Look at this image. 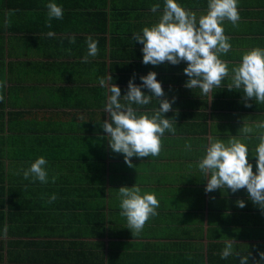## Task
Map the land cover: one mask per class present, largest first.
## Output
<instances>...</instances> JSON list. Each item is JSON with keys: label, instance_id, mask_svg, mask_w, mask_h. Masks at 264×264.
Masks as SVG:
<instances>
[{"label": "crops", "instance_id": "crops-1", "mask_svg": "<svg viewBox=\"0 0 264 264\" xmlns=\"http://www.w3.org/2000/svg\"><path fill=\"white\" fill-rule=\"evenodd\" d=\"M177 2L197 18L207 12L208 0ZM48 3L64 13L51 28ZM153 4L161 5L156 13ZM163 7L164 0H0V80L6 81L0 102V233L8 227L7 237L0 236V264H239L235 255L221 259L227 239L236 241L241 256L250 253L249 264H264V211L246 190L205 193L207 180L195 166L210 136L227 140L245 119L264 120V104L229 91L227 79L207 96L185 88L184 62L144 65L143 45L133 35L158 23ZM9 11L14 14L6 26ZM239 13L238 27L223 25L232 49L221 58L229 68L244 52L264 48V0H239ZM49 31L55 36L49 38ZM89 36L99 42V53L84 63ZM149 72L157 73L167 98H175L165 118L176 120V133L165 132L159 157H133L129 167L109 147L104 108L112 85L121 89L123 103L129 80L141 85ZM133 107L151 115L159 105L153 98ZM247 143L254 149L258 142ZM41 156L47 160L46 185L23 178L22 170ZM249 162L255 172L251 151ZM135 184L142 194L155 193L160 207L133 237L120 215L118 189ZM52 194L57 199L49 204ZM237 200L246 206L239 208Z\"/></svg>", "mask_w": 264, "mask_h": 264}, {"label": "clouds", "instance_id": "clouds-1", "mask_svg": "<svg viewBox=\"0 0 264 264\" xmlns=\"http://www.w3.org/2000/svg\"><path fill=\"white\" fill-rule=\"evenodd\" d=\"M46 26L51 28L53 19H63V9L56 3H48ZM161 8L160 4H153L150 10L156 13ZM14 11L6 14L5 25L11 24L10 17ZM230 22L233 27H238L240 21L239 0H208L207 12L197 18V14L181 6L177 0H164L162 15L158 23L151 27H144L141 34H134L133 39L142 44V63L144 65L159 66L165 63L173 66L181 62L187 64L183 69L189 78L184 87L187 89L201 90L204 96L209 95L214 89L226 87L229 91L243 93L244 101L252 100L256 104H264V48L255 47L242 54L241 62L229 68L227 61L221 57L227 55L232 45L230 37L225 35L224 22ZM49 38L55 33L49 31ZM69 43H75V36L68 37ZM98 41L91 36L87 37V53L82 62H89V57H96L99 53ZM71 51L70 49L68 50ZM111 75L108 80H111ZM135 77L129 80L126 95L121 102V89L115 84L109 88L110 95L104 111L107 119L103 121L102 130L107 134L109 147L112 152L122 154L124 162L129 167L133 157L148 158L159 157L163 150V137L165 132L175 135L176 126L174 118L166 119L165 114L173 111L171 101L165 95L162 84L157 80L156 72H149L140 77L141 85L134 83ZM100 85L105 86L104 78ZM6 81L0 80V102L4 101L2 94ZM142 89H147L151 95H146ZM155 98L159 107L152 114L141 113L136 106H147ZM245 107L252 104L245 103ZM253 138L258 142L254 149H250L247 142ZM191 142L185 144V149L191 150ZM255 158L256 171L249 162V152ZM254 153V154H253ZM47 160L41 156L23 171V178L32 183H49L46 170ZM196 168L207 180L205 193L216 190H230L233 194L246 190L248 199L264 211V120L251 123L243 121V127L236 136L229 135L228 139L208 138L205 154L196 163ZM189 168L193 165L189 164ZM19 175V173H17ZM57 177L51 178V183ZM120 198V215L126 219L127 229L133 237L139 236L146 223L157 216L160 201L155 193L144 192L135 186L129 188L122 186L118 189ZM43 199V196L41 197ZM57 199L52 194L47 203L51 204ZM214 199V197H213ZM236 205L244 208L245 202L237 200ZM7 225L4 226L0 236L6 238ZM224 248L221 259L230 256L239 257V264H249V255L241 256L234 251L236 241L227 239L223 241ZM260 259L264 260V252ZM191 259V257H189Z\"/></svg>", "mask_w": 264, "mask_h": 264}]
</instances>
